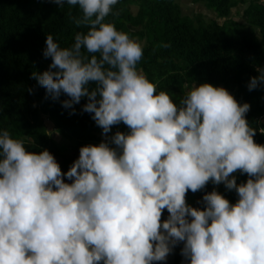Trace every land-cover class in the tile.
<instances>
[{
    "label": "clouds",
    "instance_id": "9594fccd",
    "mask_svg": "<svg viewBox=\"0 0 264 264\" xmlns=\"http://www.w3.org/2000/svg\"><path fill=\"white\" fill-rule=\"evenodd\" d=\"M47 2L78 6L72 20L87 32L67 48L47 35L51 63L31 78L46 98L67 96L70 114L87 98L82 112L104 139L82 146L65 173L49 150L29 151L0 129V264H154L181 243L189 264H264V144L247 119L251 105L208 82L179 104L157 92L137 69L142 43L106 22L119 0ZM256 70L249 91L264 84ZM120 123L130 131L109 136ZM210 182L237 202L214 188L204 207L188 204V192Z\"/></svg>",
    "mask_w": 264,
    "mask_h": 264
},
{
    "label": "trees",
    "instance_id": "16d2710c",
    "mask_svg": "<svg viewBox=\"0 0 264 264\" xmlns=\"http://www.w3.org/2000/svg\"><path fill=\"white\" fill-rule=\"evenodd\" d=\"M191 1L202 3L216 18L206 23L200 14L185 16L179 0H119L113 9L118 14L109 15L106 22L145 42L137 69L157 84V92H168L179 104L194 84L223 86L241 104L251 105L247 119L257 130L255 141L264 144V135L259 133L264 129V84L253 91L247 87L252 77L259 76L256 69L264 68V4L261 0ZM239 5H246L243 23L230 17L231 10ZM131 7H136L135 13ZM80 15L78 6L65 4L60 8L47 0H0V129L24 140L29 151L49 150L65 173L78 159L82 146L101 143L102 129L92 119L93 114L82 112L87 98L74 106L75 114H70L72 110L62 106L67 96L62 94L59 100L46 98V89L31 76L47 70L51 63V58L43 56L47 35L67 48L74 43L77 32H87L72 20ZM219 19L223 23L219 24ZM46 122L53 125L64 143L55 141ZM117 131L130 130L120 123L113 126L109 136ZM235 175L238 184L248 179L239 172ZM65 181L71 182L66 177ZM214 188L231 203L237 202L235 191L210 182L202 191H189L188 204L204 207L202 197Z\"/></svg>",
    "mask_w": 264,
    "mask_h": 264
},
{
    "label": "rangeland",
    "instance_id": "374dc122",
    "mask_svg": "<svg viewBox=\"0 0 264 264\" xmlns=\"http://www.w3.org/2000/svg\"><path fill=\"white\" fill-rule=\"evenodd\" d=\"M261 3L264 4V0H261ZM179 4H180V7L182 9V14L185 16L192 17L194 14H200V15H202L203 21L206 23L208 21H210L211 19L216 18L214 12L211 10H207L206 7L202 3L194 4V3H192L191 0H179ZM245 7H246V5H243V6L239 5L238 7L233 8L231 10V16H230L231 19L243 23L242 12H243V9ZM131 10L133 13H135L136 7H131ZM223 21H224L223 19L217 20V22L219 24L223 23ZM256 34H257L258 40L260 41V35H259V32L257 30H256ZM134 39H136V38H134ZM138 41L140 43H142L143 46L145 45L144 41H140V40H138ZM46 126H47L48 132L50 134H52L53 138L55 139V141L57 143H64V140L56 132H54V127L51 123L46 122Z\"/></svg>",
    "mask_w": 264,
    "mask_h": 264
},
{
    "label": "water",
    "instance_id": "95a60500",
    "mask_svg": "<svg viewBox=\"0 0 264 264\" xmlns=\"http://www.w3.org/2000/svg\"><path fill=\"white\" fill-rule=\"evenodd\" d=\"M167 210L164 211L162 219H167L168 217ZM183 247V243L176 246L174 249L175 254L169 255L166 261H160V262H154V264H189L188 261L184 259V257L181 255V249Z\"/></svg>",
    "mask_w": 264,
    "mask_h": 264
}]
</instances>
